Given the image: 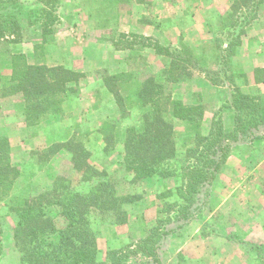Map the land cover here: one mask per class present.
<instances>
[{
    "label": "crops",
    "instance_id": "1",
    "mask_svg": "<svg viewBox=\"0 0 264 264\" xmlns=\"http://www.w3.org/2000/svg\"><path fill=\"white\" fill-rule=\"evenodd\" d=\"M63 1L62 24L52 39L44 42L39 28L34 26L27 39L10 44L6 51H0V88L10 84L14 55L22 56L30 65L62 66L84 74L83 81L72 85L78 92L66 97L62 105L63 113L51 114L34 126L28 124L25 103L19 95L1 99L0 138L7 139L10 164L19 169L11 194L38 186L40 180L42 185L53 181V165L48 163L41 169L38 168L35 160L37 149L30 146L32 131L42 128L46 130L49 126H60L64 122L69 129L85 132L94 130L97 135L95 140L102 141L103 147L100 150L96 147L92 155H99L104 149V135L99 126L105 120L118 117L120 112L99 71L109 75L133 74L136 78L131 80L134 90L135 83L141 82L144 74L163 77V70L169 67L171 61L165 52L143 45L116 49L106 36L109 31L113 32L114 39L120 33H136L154 39L163 48L180 47V53L184 51L182 48H186L193 64L183 71L177 82L170 84L169 104L173 100H180L185 105L204 104L205 111L198 125V132L207 135L213 113L224 101H228L230 107L224 111L223 125L225 129H234V87L225 80L216 85L206 75L207 71L215 72L217 69L215 60L220 50L215 38L220 31L219 27L223 30L231 26L234 0ZM260 11L261 18L246 26L239 45L230 57L229 67L234 75V86L243 94L257 97L264 104V2L260 5ZM220 44L223 49L228 47L226 41L221 40ZM140 65L141 69L138 68ZM92 83V88L97 89L96 94L106 92L107 95L102 99L95 97L94 100L93 95L89 97L88 90ZM163 117L173 126H180V137L186 150L191 142L188 139L192 140L191 137L195 135L192 125L173 117L170 105ZM53 139L58 146L52 153V159H70L71 152L66 147V142L73 139L72 136H54ZM239 141L242 145L222 165L214 179L213 188L216 187L215 193H221L228 186L234 188L229 177L232 180L238 171L244 175L254 173L245 177L243 185L241 184L246 191L245 196L234 191L224 195L215 209L220 211V215L217 219L212 218V224L210 221H203L200 214H196L190 221L168 234L157 249L159 264H264L258 255L253 256L256 250L261 251L262 246L257 241L261 235L264 236V232H253L254 238L240 239L241 236H237L244 230L241 231L232 224V220L237 219L238 211H241L242 224L258 222V226L264 230V151L259 152L256 147L254 149L252 142L241 137ZM171 178L158 175L147 178L146 196L125 207L130 222L137 218L138 212L134 209L142 205L145 206L142 211L148 227L155 224L158 207L157 202H153L155 193L181 185L177 177ZM7 210L6 202L0 201V215L6 211L5 215L8 217L10 212ZM211 216L209 213L208 217ZM201 224L212 225L214 234L201 235ZM189 227L190 230L194 229L191 236H187ZM1 231L0 264H24L15 244L14 230L2 226Z\"/></svg>",
    "mask_w": 264,
    "mask_h": 264
},
{
    "label": "trees",
    "instance_id": "2",
    "mask_svg": "<svg viewBox=\"0 0 264 264\" xmlns=\"http://www.w3.org/2000/svg\"><path fill=\"white\" fill-rule=\"evenodd\" d=\"M261 2L262 0H234V22L229 28L230 31L226 33L223 29L220 36L215 38L220 50L218 56L216 55L217 70L206 72L212 83L220 85L225 80L234 87V129H225L223 125L224 111L230 107L228 101H224L213 113L207 135L198 132V125L205 111L204 104L185 105L180 100H173L169 104L172 116L187 121L195 131L192 143L186 147L187 160L181 166L172 165L175 153L172 125L164 119L156 102L162 89L160 81L156 82L152 76L143 82H136L133 91L130 74L111 76L113 80L126 77L120 84L127 91L123 97L116 88L117 82L110 83L109 77L104 79L118 106H123L124 100L134 96L137 99L134 104L143 109L140 128H129L123 139V150L120 152L118 164L124 170V175L132 174L134 179L139 180L152 175H177L178 170L183 180L175 189L179 201L166 202L160 211L165 212V215L159 217L154 226L145 229L143 236L134 243L109 250L105 261H97L95 235L89 226L88 214L101 216L123 212L122 204L132 201L130 197L119 195L114 184L104 179L96 181L87 190L64 193L59 192V188H70L63 184L58 185L56 181L52 186L53 195L43 198L44 200L40 197L29 199L13 196L10 192L19 169L10 164L7 139L0 138V201L8 198L12 202L8 206L9 210L17 215L18 221L13 235L24 264H131L142 258L148 259V264H159L158 247L168 234L176 231L196 214H200L217 173L230 155L241 146L239 123L243 113L259 110L257 97L243 94L234 86V75L229 66L230 57L240 43V37L251 17L257 15ZM63 3V0H0V51H6L10 44L27 39L34 26L39 28L44 42L52 39L62 24ZM239 11L240 15H237ZM109 40L116 49L143 45L158 52H165L172 59L170 68L163 71V77L168 84L177 82L183 71L193 64L186 48H182L184 51L179 57L176 50L171 52L150 37L136 33H120L114 39L112 32ZM221 40L226 41V49L221 47ZM178 59L180 72L173 75V68ZM83 76V73L62 66L30 65L22 56L14 55L10 84L0 88V101L8 96L19 95L25 103L28 124L36 125L51 114L63 113V101L74 89L72 85L79 83ZM259 123L264 126L262 112ZM261 131L264 132V128ZM261 131L250 132L247 135L248 142L251 143ZM109 138L110 136H104L106 146ZM66 147L72 153L71 159L75 169L94 168L80 162L82 157L88 155L81 145L69 147L67 143ZM92 171L95 176L102 174L96 169ZM202 192L204 198L200 202ZM174 221L178 224L171 226Z\"/></svg>",
    "mask_w": 264,
    "mask_h": 264
},
{
    "label": "rangeland",
    "instance_id": "3",
    "mask_svg": "<svg viewBox=\"0 0 264 264\" xmlns=\"http://www.w3.org/2000/svg\"><path fill=\"white\" fill-rule=\"evenodd\" d=\"M263 2H264V0H262V2L258 6L257 15L254 17H251L248 24H250L252 21H254L255 19H257L259 17L261 18L260 5ZM236 14L240 15V11L237 12ZM233 22H234V19H233V11H232V23ZM220 28L221 27H219V29H218L220 31L216 35V37L220 36V33H221ZM229 28L230 27L225 28L226 33H228L230 31ZM111 34H112L111 31L106 32V36L108 38H110ZM240 39H241V37H240ZM152 40H154V39H152ZM168 49H170L171 52H173V50H176L178 52V56L180 57V47L176 48L175 46H173V47H168ZM154 50H156V49H154ZM171 61H172V59H171ZM171 61H170V63H171ZM215 61H216L215 62L216 67L215 68H217L218 60H215ZM175 63H176V65L173 68L174 69L173 75H175L178 71L180 72V60L178 59V61H176ZM140 67H141V65L138 68H140ZM168 68H170V65ZM144 73H146V72H143V74ZM99 74L104 79L109 77V80L111 79V76H113V75H109L108 73H106L104 71H99ZM129 74H130L131 80L135 78L133 74H131V73H129ZM144 75H143L142 79H140V78H137V79H140L141 82H143L144 80L152 77L151 75L150 76L149 75L144 76ZM159 76H161V75L153 76L155 78L156 82L160 81V84H162L161 93L159 95V98H157L156 102L159 105V109L162 110V116H165L167 109L169 107V97H168L169 92L168 91L170 90V84H168L167 81L164 82L165 78H163L162 76L161 77H159ZM83 78H84V76H83ZM83 78H81L79 80V82L81 80L83 81L84 80ZM125 78L126 77H119L116 80H113V79L110 80V83L111 82H117L118 83L116 88L120 91V94L123 97L126 95L127 91H126V88H123L122 85H120V84L123 83L121 81L124 80ZM93 85H94V83L91 84V88L89 87V90H88V95H89V97L91 95H93L92 96L93 100L95 99V97L96 98L98 97V99H102L104 95H107L106 92H102V93L98 92L96 94L95 91L97 89L94 90L92 88ZM135 85H136V83H135ZM131 89L134 90L133 88H131ZM76 92H78V90L73 89L70 92V94H75ZM64 101H63L62 105L64 104ZM135 101H137V99L134 96H131V98H129L128 100H124L123 106H121V107L118 106L119 112H120L119 116L116 118L105 120V121H103V123L104 122L105 123L103 125L101 124L99 126L101 131H102L101 133L104 136H110V138H109L110 141H108L107 146H106V143L104 140V143H105L104 149L99 152V155H94V154L92 155V152L95 151L96 147L97 148L99 147V150H100L101 146L103 147L102 141L99 140V142H98V140H95V136H97V135L94 134L95 133L94 130H91V131L89 130V131L85 132V131H80V130L73 129V128L69 129L68 127H65V124H63L64 122H62V124L60 126L58 124H55L53 126L47 127L46 130H44L42 128L41 130L32 131V133H31V135H32L31 142L32 143L30 146H31V148L37 149V152H36L37 156L35 157V160H37L38 168L41 169L42 167H44L48 163L53 165V169H54L53 181L46 184V185H42V183H41L42 181L40 180L38 182L40 184L39 185L37 184L38 186L34 185L31 188H26V189L24 188L23 190H21L17 194H11L10 193L11 195L17 196L20 198L27 197V198L31 199V198L40 197L42 199L43 198L45 199L48 196L53 195L52 194V186L54 185V183L56 181H58L57 182L58 185L63 184L64 186H68L70 188V190H67L65 188H63V189L59 188V192H62V193L73 192L75 190H77V191L87 190L89 188V186H92L93 184L96 183V181H98L100 179L109 180L110 182H112L119 195H123V196L127 195L130 197V199L132 201L125 202L124 204H122V210L124 213L120 211L118 214L113 215L111 213H107V214H104L101 216L88 214V217H89L88 223H89L91 230L93 231V233L95 235V243H96V247H97L96 258H97V261H99V262L106 260V254L109 250L114 249V248H121V247H124L128 244L134 243L135 241H137L139 238H141L143 236L145 229L151 228V227H148L147 221L144 220V216H143L144 211H142V209L145 206L138 205L137 208L134 209V211H137L138 213H137V218L134 219L133 222H130L128 220V211L125 209L126 205L131 204V203H135L139 199H142V198H144V196H146V194H147L146 189L148 188V186L146 185L147 184L146 181L148 180L147 178H149L150 176L146 177V178L139 179V180L134 179L132 174L124 175V170L121 169V167L118 164V160L120 158V152L123 150V139H124L125 135L128 133V129L133 128L135 130H138L140 128L142 120H143V118H142L143 109L141 108L142 109L141 110L139 107H137L136 104H134ZM258 104H259V110L255 111V112H253V111L245 112V113H243V115L240 119V123H239V130L240 131L239 132H241V138H243L244 140H247V135L250 132L261 131L264 128V126L259 123V116H261V112H262V114H264V104H262V102L260 100H259ZM62 109H63V107H62ZM31 126H34V125H31ZM70 132H71V134H70ZM172 133H173L172 137H173L174 149H175L174 157L172 159V165L173 166H181L182 164H184L185 160H187V157L184 155V153H186V150L184 148L185 146L182 144V138L180 137V126L179 125L178 126L172 125ZM260 134H262V135H260ZM65 135H69V136L71 135L73 138V139L69 140L68 142H66V144L68 143L69 147H72V146L74 147L75 144H78V145L82 146L84 152L88 153L87 156L82 157L80 159V162H83V163L85 162L87 165H89L91 167L93 166L94 167L93 169H96L102 173L100 176H95L93 174V171H92L93 169H91V168L87 169V170L85 169V167H81L80 169H77V168L75 169L73 162H72V159H71L72 153H71L70 159H67L65 161L64 160L62 161L61 159H59V160L58 159L57 160L52 159V153L54 152V150L58 146V143L56 144L54 139H53L54 136L59 137V136H65ZM191 138L193 140L194 137L192 136ZM52 139H53V141H52ZM188 140L191 141L190 142V144H191L192 140H190V139H188ZM251 142H252L251 146L254 147V149L256 147V148H258L259 152L261 150L264 151V132L261 131V133L256 135L252 139ZM240 145H242V144L240 143ZM184 150H185V152H184ZM256 154H257V152H256ZM257 156H258V154H257ZM252 175H254V173L251 174L250 172H248L247 174L245 173V175H244L240 171H238L237 176H234L232 178V180L229 177V181H232V185H234V188H231L230 186H228L226 188V191H228V192H226L225 190H222L221 193H215L216 189H214V188H216V187L213 188V183H212V185L210 187V191L207 195V198L205 199V202L202 205V208H201L202 211L199 212L201 218L204 219L203 221H206V222L210 221L212 224V222H213L212 218L217 219L219 217L220 211L215 210V209H216V205L219 203L220 199L222 200L224 198V195H229L230 193H232L234 191V192L239 193L240 196L242 195L244 197L246 194V191L243 189V186H242L243 182L245 180V177L252 176ZM165 177H170V178L171 177H173V178L177 177V180H180L181 183L183 181L180 178V171H178V170H177V175H170V176H165ZM235 186H236V189H235ZM175 189L176 188L168 189V190L162 189L159 193H155L156 197H155L153 202H157L156 205L158 206L156 208V213H155L156 214L155 224H156V221L159 217H162L165 215V212L162 213L160 211L164 208V204L166 202L173 203L175 201H179V197L177 196ZM203 198H204V193L202 192L201 196L199 197V199H201L200 202L203 200ZM2 201L6 202V204L8 206H9V204L12 203V202H10V200L8 198L4 199ZM145 202H147V200ZM5 212L6 211H4L2 213V215H0V224H1L0 228L2 230V226H4V227L9 228L10 230L13 231L17 225V221H18L17 215L15 212L10 211L9 208L7 210L8 213L10 212V214H8V217L5 215L6 214ZM209 213L212 214L211 217H208ZM241 217H242V213H241V211H238V216L236 217L237 219L232 220L233 223L231 222L233 225H236L237 228L241 229V231L244 230L242 232V234H241V232L239 233V236H237V238H239L240 236H241L240 239H242V238L243 239L254 238L253 232H256L259 234H262V232H264V230H262L260 228V225L258 226V222L257 223H255V222L245 223V225H244V223L242 224ZM59 222H61V220ZM172 224H171V226H174V225H177L178 222L174 221V223H172ZM204 226L202 225L203 230L201 231V235L203 234V235L210 236V235L214 234V228L212 227V225L208 226V224H206V225L204 224ZM190 228L191 227H189V229L187 231V232H189L187 234V236H191L192 231L194 232V229L192 228L190 230ZM257 242H258V245L262 246V248L260 249V246H257V249H260L261 251L256 250L254 252L253 256L255 257V255H258L261 258V261H264V236L261 235V238H259V240ZM255 253H258V254H255ZM20 255H21V253H20ZM147 261H148V259L142 258V259H140V261L132 262L131 264H148Z\"/></svg>",
    "mask_w": 264,
    "mask_h": 264
}]
</instances>
